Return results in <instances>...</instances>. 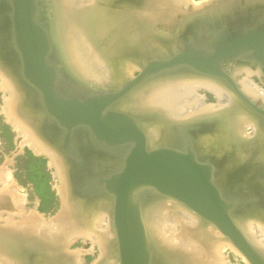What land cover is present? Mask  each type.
<instances>
[{"label":"bare ground","instance_id":"1","mask_svg":"<svg viewBox=\"0 0 264 264\" xmlns=\"http://www.w3.org/2000/svg\"><path fill=\"white\" fill-rule=\"evenodd\" d=\"M34 1L33 18L47 41L45 59L58 73L57 85L79 91L82 85L71 77L76 76L88 84L80 90L82 98L123 88L140 63L154 57L208 49L217 29L264 27V0H247L252 13L235 15L227 9L226 14L203 12L194 0ZM14 18V0H0V87L9 94L2 112L24 143L54 166L62 206L50 219L28 212L25 195H17L12 176L0 170V264H85L86 252L70 248L79 239L90 242L89 252L97 247L93 264H119L114 198L99 195L91 184L97 176L120 171L131 145L102 146L88 126L80 125L71 131L69 151L61 149L65 128L43 112L33 114L42 109L36 90L20 74ZM221 71L234 86L183 65L154 75L112 108L139 118L148 148L191 149L210 164L222 197L239 201L235 224L264 256V116L243 99L264 110V52L229 56ZM204 93L216 102L207 104ZM134 199L141 204L150 264H230L228 250L251 264L217 226L187 205L148 190Z\"/></svg>","mask_w":264,"mask_h":264},{"label":"water","instance_id":"2","mask_svg":"<svg viewBox=\"0 0 264 264\" xmlns=\"http://www.w3.org/2000/svg\"><path fill=\"white\" fill-rule=\"evenodd\" d=\"M15 39L21 54L23 81L36 90L41 109L50 121L65 128L62 150L69 151L74 127L88 126L97 141L108 148L131 145L123 168L100 175L92 184L99 195L114 198V226L117 235L119 264H150L151 250L141 217V204L134 196L144 190L171 197L187 205L225 234L251 264H264V256L246 239L235 224L237 198L226 200L213 183V168L200 162L191 149L184 152L170 147L149 150L147 139L139 127V118L114 110L132 89L154 75L188 66L205 74L233 81L221 71L222 61L248 50L264 52V27L243 31L240 25L225 26L213 34L208 49H186L171 58L149 61L141 73L115 92L95 93L82 98L79 91L57 85L58 73L46 61L48 44L35 23L34 0H14ZM257 113L264 110L243 98Z\"/></svg>","mask_w":264,"mask_h":264},{"label":"rangeland","instance_id":"3","mask_svg":"<svg viewBox=\"0 0 264 264\" xmlns=\"http://www.w3.org/2000/svg\"><path fill=\"white\" fill-rule=\"evenodd\" d=\"M194 1L196 3L201 4L200 10H202L203 12L205 11L206 13H209V14H218L227 9L229 10L228 14L235 15V13L242 12V11H246V13H249V9L250 11L251 9L252 11L254 9L252 5L247 3V0H245V2L244 1L242 2L240 0H227V1L194 0ZM235 8L237 9V11L235 10ZM193 10H196V9H193ZM226 12L227 11H225L224 14H226ZM167 58L165 56H159V57L152 58L150 61L167 59ZM140 64H141V67L136 69L134 71L135 73H133L134 78H136L140 74V72L142 71V67L146 66V64L144 63H140ZM71 77L73 81L77 83L78 85L88 86V84H86L84 81L80 80L76 76L72 75ZM253 80L255 81V83L263 87V84L259 80L258 77L254 76ZM120 89L121 88H117L115 91H118ZM108 90L106 89L101 90V92L102 93L103 92H114V91H110V89ZM204 94L206 96L208 95V97L205 99V102H207V104H214L216 102L212 94L210 93H204ZM8 96L9 94L3 91V89L0 87V170L3 169L6 174L12 176V178L15 181L14 189L17 191V195L19 196L25 195L26 200H27L26 210L28 212L32 210H37L40 214L44 215L45 218L47 219L53 218L60 212L61 206H62L61 201H60L61 196H59L60 194L59 188H58L59 180L56 175V170L54 166L50 164L49 162L50 160L46 158V156L44 155L38 156L39 154H37L36 152L34 153V150H32L28 144L24 143L23 136H21L15 130V128L10 123L7 122V118L5 114L3 113L4 112L3 108L5 105L4 101L6 100ZM126 99H128V96ZM113 109L116 110L115 108ZM116 111H120V110L117 108ZM39 112H43L47 116L44 110H38V109L33 110L34 116L37 117V114ZM124 113H127L129 115L131 114L128 112H124ZM131 116L135 117V115L133 114H131ZM139 117L144 122L146 121V119H148L147 116L145 115H140ZM161 147H158V148H161ZM152 149L154 150L157 148L156 147L149 148V150H152ZM2 187L3 185L0 184V189ZM37 202L38 204L36 205ZM113 211H114V204L112 205V211H111L112 213L111 217L114 218ZM113 226H114V219H113ZM116 239H117V235H116ZM70 248L71 250H84L86 252L84 255L85 264H93L97 260L96 257H98V249L95 246L93 252H89L91 249V244L89 241L84 242L83 240L79 239L75 243H73ZM226 256L230 264H245L242 258H240L241 256L236 255L234 252H231L228 250L226 252ZM32 264H37V263L35 260H32Z\"/></svg>","mask_w":264,"mask_h":264}]
</instances>
